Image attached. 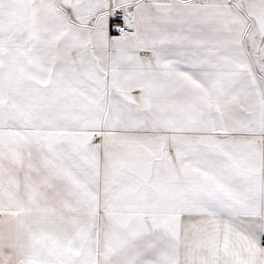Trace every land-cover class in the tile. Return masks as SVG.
Returning a JSON list of instances; mask_svg holds the SVG:
<instances>
[{"label":"snow or ice","instance_id":"obj_1","mask_svg":"<svg viewBox=\"0 0 264 264\" xmlns=\"http://www.w3.org/2000/svg\"><path fill=\"white\" fill-rule=\"evenodd\" d=\"M0 264H264V0H0Z\"/></svg>","mask_w":264,"mask_h":264}]
</instances>
